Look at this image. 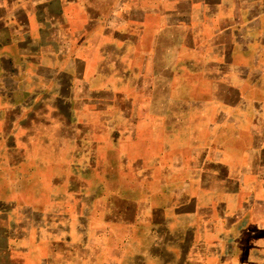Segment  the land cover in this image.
<instances>
[{
	"label": "crops",
	"instance_id": "crops-1",
	"mask_svg": "<svg viewBox=\"0 0 264 264\" xmlns=\"http://www.w3.org/2000/svg\"><path fill=\"white\" fill-rule=\"evenodd\" d=\"M174 75L196 107L137 114L173 125L96 123L118 85ZM55 131L108 134L135 183L19 264H264V0H0V157Z\"/></svg>",
	"mask_w": 264,
	"mask_h": 264
},
{
	"label": "rangeland",
	"instance_id": "rangeland-1",
	"mask_svg": "<svg viewBox=\"0 0 264 264\" xmlns=\"http://www.w3.org/2000/svg\"><path fill=\"white\" fill-rule=\"evenodd\" d=\"M151 81L118 85L121 92L111 91L109 100L94 117L96 123L125 125L134 119L133 125L140 126L144 119V124L150 126L173 125V116L137 114L142 109L165 108L168 112L196 107L189 98L198 86L179 75L165 76L160 84L157 79ZM127 108L133 109L134 118L125 115ZM98 138L108 140L109 136L85 133L73 143L65 142V134L58 131L27 134L20 150L13 153L7 149L5 159L0 157V264H19L21 243L24 247L37 243L40 256L56 248L65 251V221L69 215L74 223L86 216L78 213L79 207L81 212L83 207L90 210L95 204L117 206L119 197L131 190L135 182L130 165L109 143L106 147L98 144ZM48 243H53V249Z\"/></svg>",
	"mask_w": 264,
	"mask_h": 264
}]
</instances>
